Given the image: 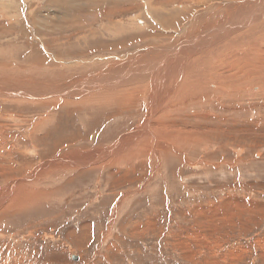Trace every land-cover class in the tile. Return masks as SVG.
<instances>
[{
  "label": "rangeland",
  "instance_id": "obj_1",
  "mask_svg": "<svg viewBox=\"0 0 264 264\" xmlns=\"http://www.w3.org/2000/svg\"><path fill=\"white\" fill-rule=\"evenodd\" d=\"M97 1L0 0V264H264V17L253 23L262 25L256 31L238 34L243 44L258 40L250 77L260 90L220 101L209 92L206 102L196 95L183 96L189 103L180 105L170 100L175 108L157 124L183 145L149 139L133 155L88 170L69 161L93 162L138 126L150 78L135 86L123 82L112 100L102 88L87 98L75 83L88 77L95 84L101 75L119 85L116 72L127 65L147 72L161 65L160 77L169 48L178 36L192 34L184 35L180 25L159 39L138 40L153 29V17L179 8L175 2L141 0L143 6L131 9L127 0ZM181 6L187 19L188 4ZM160 7L162 14L151 13ZM136 15L147 27L143 32L131 31L135 22L126 25ZM116 23H124L116 27L125 33ZM147 48L141 53L152 59L144 64L125 61ZM212 83L208 76L204 85ZM157 124L153 129L162 131ZM150 147L162 150L160 160ZM59 158H67L61 170L48 167L36 182H26L38 166ZM19 181L28 185H11Z\"/></svg>",
  "mask_w": 264,
  "mask_h": 264
},
{
  "label": "bare ground",
  "instance_id": "obj_2",
  "mask_svg": "<svg viewBox=\"0 0 264 264\" xmlns=\"http://www.w3.org/2000/svg\"><path fill=\"white\" fill-rule=\"evenodd\" d=\"M47 1L51 2V3H68V2H73L74 0H47ZM103 1H107V0H98L97 2L101 3ZM120 1L124 2L126 0H120ZM182 1L185 2V5L188 4V7H189L188 9H190V11H191L190 17H188L187 19L184 16V12H188V10L185 9V7L181 6ZM216 1L217 2H214V0H212V1L209 0L206 2L204 0H202V1L201 0H163V1H157L158 2L157 5H159V6H160L159 3H163L162 5L166 6V4H169L171 2H175L176 6L178 5L179 8L173 9V10L171 9L172 13H170L167 18H159V16L153 17L151 19V25H152L153 29L149 30L146 35L139 36V37L137 36L138 40L140 42H142V41L146 42L148 39H151V38H158L159 39V37H163V35H165V33L170 32L173 28H178L180 25L184 26L181 29L182 32H186V34L183 33L184 35H189L188 33H192L190 39H187V40H186L187 37L182 38V35L178 36V34H176L179 38L176 42L173 39V43L174 42L175 43L172 45V49L169 48V50H172V51L169 52L167 58L162 60L163 65H162L161 70H162V72H165V73L163 75H161L160 77L157 73L159 72L161 65H159L157 67L158 69H156L154 72L153 71L147 72L144 70V68H141V69L138 68L136 70H131V68H132L131 65H127V67H126L127 69L125 71H122V70H120L121 69L120 67H122L120 65V67L119 66L117 67L120 69L117 70V72H116V74H118V73L122 74L118 78L119 85H115V84H112L111 82H108L107 79L106 78L103 79L101 77V75H99V78L97 79L98 81L96 80L95 84H93L89 80L88 77H85V78L83 77L82 80H79L80 82L78 81L79 83H75L76 84L75 88L80 87V89H79L80 92H82L83 94H87V95H85V96H88L87 98L94 97V96H92L93 93H91V92H94L95 90H97L99 88L100 89L102 88L101 90L106 91V92L108 91V94H106V93L104 94L107 96H103V97L104 98L106 97L107 99L112 100L114 98V94H111V93H113V90L118 89L121 86L123 87V82H131L133 84H130L128 86H133V85L135 86L136 81L137 82L141 81V77L150 78V80L147 81L149 83L147 85L148 89L145 93L143 92L144 93L143 94L144 95V103L146 104V108H145L144 113L142 114V116L139 119L138 126H136L129 133V135H126V136L122 137L119 141L113 143L110 147H108V149L107 148L103 149L100 153L95 154V156L92 158L93 162H91L90 158L87 157L85 159H82L80 162H77V161L74 162V160L73 161L68 160L69 163L74 164V165L77 164V166L83 165V166H85V168L88 169V168L92 167L91 164H95V163L100 164L101 162H104V161H105L104 163H107V162H110L111 160L116 161V159L117 160L120 159L121 157L125 156V154H127V156L133 155L134 153L137 152L135 148L137 146H139L138 144H141L142 142H144L146 140L148 141L149 139L152 142H158L159 140L166 139L165 141H171L177 145H183L184 144L183 141H176L175 135H172L170 133H166L167 132L166 128L164 126H159L157 124V123H160V124L166 123L168 116L172 113V110L175 108V106H173V104L168 105L170 100L174 101V102L176 101L178 103V105H180L183 103H189V101H187V100L186 101L184 100V102L180 101V99L183 96L186 95V97H187V95H192V96L196 95V96L205 97L204 102H206L207 98H208L207 92H209V93L216 95V98H217L216 100L220 101L221 99H226L225 97L238 96V95H241L245 92L252 91L254 89V87H256V89H259L256 85L253 86V84H252L253 81L251 80V77H250V73L252 72V70H255V69H251L250 67L255 65L253 62L255 59V55L253 54V51L256 52V49H255L256 46L254 47V45H255V43L258 42V40H257V42H254L251 40L250 43L247 44L246 42H244L245 44H243L242 41H244L245 37L243 36V38L240 39V36H238V34L247 28H251V29L256 31V29L259 28V26H262V25L264 26V24L252 26L253 23H255L256 21L259 22L264 17V0H243V1L240 0L237 2L235 1L236 3L232 2L233 4L230 2H227V0H216ZM228 1H230V0H228ZM140 3H141V0H127L126 1V4L131 9L138 8ZM119 4L120 3H116V6H118ZM140 6H143V4H141ZM151 6H154L153 8H156L155 3H154V5L152 3ZM149 8H150V6H149ZM101 9H103V8H101ZM147 10H148V8H147ZM164 10H165V7H162V8L160 7L159 9L153 10V12H151V13H154L155 15H160L163 13L162 11H164ZM167 10H169V9H167ZM123 11H125V13H126V12H128V9L123 8ZM159 12H161V13H159ZM176 14H178V16L173 17V15H176ZM170 15H172V16H170ZM133 16H132V18L128 19L129 22H127L126 25L132 24L133 22H135L136 23V25L134 24L135 29L131 30V31H142L143 32V30L146 29L147 27L144 25V22L141 19H139L140 15H136L135 17H133ZM188 22H190V23H188ZM250 23H252V24H250ZM118 24H124V23H116L115 27ZM171 25L173 27H171ZM144 26L146 28H144ZM130 27H131V25H129V28ZM126 29H124V27L120 26V27H116L115 30H117L118 33L121 34L122 32L125 33L124 31ZM157 31L159 32V34L157 33ZM255 31H253V32H255ZM175 33H177V32H175ZM126 34H125V36H126ZM129 36H134V35H130V33H129ZM233 36H235V38H233ZM245 36H246V38H248V36L246 34H245ZM126 38H128V37H126ZM188 38H189V36H188ZM191 39L193 41L190 43ZM120 40H118V41H120ZM170 40H171V38H170ZM164 41H163V43H164ZM183 41H185V42L183 43ZM227 41H230L231 44L232 43L235 44V42H238V41H239V43L235 47H232V45L230 46V44H228ZM260 42H264V38L260 39ZM189 43H190V45L187 46ZM96 46H97V44H96ZM186 49L187 50L189 49L188 54L185 53V51H183ZM226 49H229L228 50L229 54L228 53H226L224 55L219 54L221 51H224ZM145 50H147L145 54H148V51L150 49L148 50V48H147V49H143L142 51H140L136 54L134 53L135 54L134 56L132 54V57H130V56H129L130 58L127 57L125 61H127V59H130V61H127V63L130 62V64H133L136 62V66H138L140 64H144V61H147V59L149 61V58H151V57L148 58L147 56L143 55V53H141ZM190 50H191V55H189ZM163 52H165V51H163ZM182 53H183V55H185L184 58H179L178 55H181ZM199 53H201V55L195 56V59H193L192 62L189 61V56H193V55H196ZM159 56H161L163 58L162 55H159ZM154 57H156V56H154ZM158 60H160V59H158ZM125 61H123V62L125 63ZM160 62H161V60H160ZM149 63L150 62H148V64ZM110 64H112V63H110ZM234 64L236 65V67L233 66ZM260 66H262V65H260ZM105 68H106V66H105ZM105 70H103V71H105ZM115 71L116 70H114V72ZM82 73H80V75ZM107 74H110V73H107ZM208 76L211 79V81L213 82L212 85L209 86V88L204 85V82L208 78ZM73 77L74 76H72V78ZM70 79L71 78L69 77V80ZM10 80L15 81L12 78H10ZM170 81H171V83H170ZM257 82H258V80H257ZM257 82H254V83L257 84ZM29 84H33L31 80H30ZM262 86H264V85H262ZM51 87L54 88V85H52ZM149 87H150V89H149ZM48 88H49V86H48ZM71 88H73V87H71ZM138 90H140V89H138ZM64 91H66L65 95H70L69 89H68V91L67 90H64ZM64 91H63V93H64ZM22 92H23L22 96L26 95L25 98H28L30 96L28 94V92H25V91H22ZM71 92H72V90H71ZM141 92H138V93H141ZM61 93H62V91L51 92L50 94L56 95V94H61ZM115 94H118V93H115ZM143 95H142V97H143ZM196 98L198 99V97H196ZM83 100H84V98H83ZM179 102H181V103L179 104ZM136 103H138V102H136ZM132 104H133V102H132ZM194 117H199V116H194ZM202 120L207 122V120H209V116H203ZM156 124L161 128L162 131H155L153 129V127ZM180 130L181 129L178 128L177 129L178 132H171V133L179 134ZM188 132L190 133L192 131H188ZM161 138H163V139H161ZM142 144H144V143H142ZM161 147H163L162 149L166 150V147H164V146H161ZM150 148L152 150L153 156H155L154 158H157L158 160H160L159 159V153H161L162 150L160 151L159 149L157 150V149L152 148V147H150ZM58 161H60V163H57V164L55 163L56 165L53 164L54 162H48L45 165L43 164L44 166H42V165L40 167L38 166L37 167L38 169L36 168L33 175H31L32 179L27 178L28 180L26 179V182L31 183V184H32L33 180L36 182L38 180V177L42 173V171L48 167L49 168L51 167V168H53V170H57V171L61 170L63 167L66 166V165H64V163L67 162V158H59ZM118 161H120V160H118ZM50 171H47V172H50ZM21 182L27 184L24 181H19V182H15L11 185L16 186L17 184H19ZM13 188H15V187H11L12 190H13ZM4 200H5V197L0 199V204H2ZM13 200H15V199L14 198L11 199V201H13ZM12 205H14V204L12 203ZM0 207H2V206H0Z\"/></svg>",
  "mask_w": 264,
  "mask_h": 264
},
{
  "label": "water",
  "instance_id": "obj_3",
  "mask_svg": "<svg viewBox=\"0 0 264 264\" xmlns=\"http://www.w3.org/2000/svg\"><path fill=\"white\" fill-rule=\"evenodd\" d=\"M71 259L74 261V260H77L78 258L77 257H71Z\"/></svg>",
  "mask_w": 264,
  "mask_h": 264
}]
</instances>
